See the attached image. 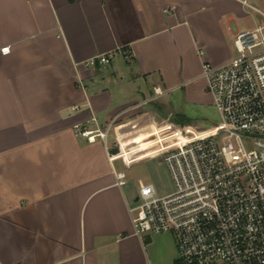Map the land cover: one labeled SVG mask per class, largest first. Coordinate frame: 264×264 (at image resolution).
Returning a JSON list of instances; mask_svg holds the SVG:
<instances>
[{
	"label": "crops",
	"instance_id": "obj_1",
	"mask_svg": "<svg viewBox=\"0 0 264 264\" xmlns=\"http://www.w3.org/2000/svg\"><path fill=\"white\" fill-rule=\"evenodd\" d=\"M248 14L235 0H0V264H174L171 235H134L140 180L133 192L114 172L161 157L169 95L205 104L202 66L233 59ZM152 134V158H126Z\"/></svg>",
	"mask_w": 264,
	"mask_h": 264
},
{
	"label": "built area",
	"instance_id": "obj_2",
	"mask_svg": "<svg viewBox=\"0 0 264 264\" xmlns=\"http://www.w3.org/2000/svg\"><path fill=\"white\" fill-rule=\"evenodd\" d=\"M235 1L247 13H259L263 24L237 33V56L231 61L202 66L218 125L205 129V136L185 128L180 133L187 142L175 139L161 146L171 191L159 194L153 183L139 181L128 207L137 238L173 237L175 264H264V13L253 0ZM113 57L99 55L85 65L106 66ZM153 91L146 104L163 95L158 87ZM74 129L76 136L93 140V132ZM166 133L164 143L170 140ZM95 134L107 136L98 130ZM114 174L116 185L124 187L126 173Z\"/></svg>",
	"mask_w": 264,
	"mask_h": 264
},
{
	"label": "rangeland",
	"instance_id": "obj_3",
	"mask_svg": "<svg viewBox=\"0 0 264 264\" xmlns=\"http://www.w3.org/2000/svg\"><path fill=\"white\" fill-rule=\"evenodd\" d=\"M252 3L264 13V0H253ZM256 23L262 24L263 18L259 13L252 11L240 21L239 25H241L243 28L246 27L248 29L249 28L254 29L253 27L256 26ZM235 30L236 28L233 29L234 32ZM232 55L233 58L237 56L235 47L233 49ZM204 90H205L204 95L206 96L205 104L186 103L183 94L181 92L172 93L171 95H169L170 102L169 104L163 107L164 110L166 111L164 114L165 119H168L165 121L167 123L171 122L176 126L174 125L168 126L165 129L167 132L166 134L170 135V140L168 142L165 141L166 143L164 142L159 143L158 144L159 146L157 147L166 146L169 142H173L175 139L178 140V144L187 142L185 140L186 137L182 136L180 133L185 128H190L193 135L199 134L200 136H205L207 134V132L204 131L205 129L213 128L214 126L218 125L219 115L216 109L214 108V106L208 102L209 100H211L209 91L207 90V88ZM151 104H152L151 109L157 112L156 108L160 106L158 101H153ZM175 117L185 118L186 120H188V125L186 127L183 125H179L175 120L176 119ZM154 134H158L157 126H154ZM154 134L145 137L139 136L134 140L125 144L123 149L126 158H128V155L130 154H139V153H140L139 155H142V157L139 160L152 158L154 156V153L150 152V148L154 146V143L145 141V138H149ZM132 144L134 145L137 144V148L132 150V152H127L125 148L131 146ZM125 171L127 173V181L131 183L133 182L131 184L133 187L132 190L133 192L135 191L134 185L137 186L138 180H140L144 184L153 183L156 186L159 194H165L171 191V180L166 170V167L162 162V155L161 157L158 156L157 159L136 164L132 166L131 169ZM147 240H148L147 237H143L142 239V241L145 244L147 243ZM150 243L152 245L151 251L154 252L153 254L154 255L156 254L155 256H162L163 254L162 251H164L165 249L163 248L164 246L163 243L159 241L156 237H152ZM177 256L178 255L176 249V257L174 264L177 261ZM150 263L153 264V262Z\"/></svg>",
	"mask_w": 264,
	"mask_h": 264
},
{
	"label": "trees",
	"instance_id": "obj_4",
	"mask_svg": "<svg viewBox=\"0 0 264 264\" xmlns=\"http://www.w3.org/2000/svg\"><path fill=\"white\" fill-rule=\"evenodd\" d=\"M176 119V121H177V123L179 124V125H183V126H187L188 125V120H186L185 118H183V117H175Z\"/></svg>",
	"mask_w": 264,
	"mask_h": 264
},
{
	"label": "snow or ice",
	"instance_id": "obj_5",
	"mask_svg": "<svg viewBox=\"0 0 264 264\" xmlns=\"http://www.w3.org/2000/svg\"><path fill=\"white\" fill-rule=\"evenodd\" d=\"M5 51H7V49H5Z\"/></svg>",
	"mask_w": 264,
	"mask_h": 264
}]
</instances>
